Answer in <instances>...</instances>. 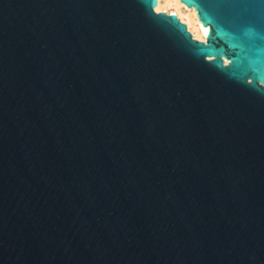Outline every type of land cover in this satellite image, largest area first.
<instances>
[{
  "label": "water",
  "instance_id": "obj_1",
  "mask_svg": "<svg viewBox=\"0 0 264 264\" xmlns=\"http://www.w3.org/2000/svg\"><path fill=\"white\" fill-rule=\"evenodd\" d=\"M0 0V264H264V0Z\"/></svg>",
  "mask_w": 264,
  "mask_h": 264
},
{
  "label": "bare ground",
  "instance_id": "obj_2",
  "mask_svg": "<svg viewBox=\"0 0 264 264\" xmlns=\"http://www.w3.org/2000/svg\"><path fill=\"white\" fill-rule=\"evenodd\" d=\"M171 7L172 13L177 14L183 21H185L189 29L193 32L194 36L201 40H206L209 34V27H206L201 23L198 18L197 11L194 8L186 6L181 0H159L157 11H167L170 13Z\"/></svg>",
  "mask_w": 264,
  "mask_h": 264
},
{
  "label": "rangeland",
  "instance_id": "obj_3",
  "mask_svg": "<svg viewBox=\"0 0 264 264\" xmlns=\"http://www.w3.org/2000/svg\"><path fill=\"white\" fill-rule=\"evenodd\" d=\"M168 9H170L169 11H170V13H172L171 11H173V9L171 8V7H168ZM157 12H163V10L162 11H157ZM167 12V11H166ZM169 13V12H168ZM182 20V19H181ZM183 21V20H182ZM183 22H185V21H183ZM186 23V22H185ZM187 24V23H186ZM188 25V24H187ZM189 27V26H188ZM190 30V29H189ZM191 31V30H190ZM192 32V31H191ZM193 33V32H192ZM196 38V37H195ZM198 39V38H197ZM199 40H201V39H199Z\"/></svg>",
  "mask_w": 264,
  "mask_h": 264
}]
</instances>
